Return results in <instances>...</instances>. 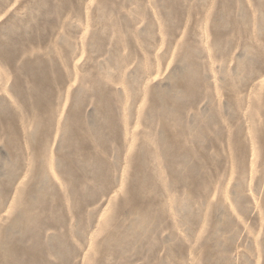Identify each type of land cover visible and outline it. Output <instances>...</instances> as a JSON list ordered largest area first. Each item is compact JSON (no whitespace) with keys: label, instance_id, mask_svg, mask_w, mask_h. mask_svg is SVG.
I'll return each mask as SVG.
<instances>
[{"label":"rangeland","instance_id":"obj_1","mask_svg":"<svg viewBox=\"0 0 264 264\" xmlns=\"http://www.w3.org/2000/svg\"><path fill=\"white\" fill-rule=\"evenodd\" d=\"M18 263L264 264V0H0Z\"/></svg>","mask_w":264,"mask_h":264},{"label":"bare ground","instance_id":"obj_2","mask_svg":"<svg viewBox=\"0 0 264 264\" xmlns=\"http://www.w3.org/2000/svg\"><path fill=\"white\" fill-rule=\"evenodd\" d=\"M189 58V57H188ZM50 66V65H49ZM48 66V67H49ZM23 69H24V71L26 72V74L30 77V80H31V83H32V90L36 93V94H38L37 95V97H36V103H37V106L40 104V102H41V100H40V91L43 89V88H45V84H46V82H47V77H46V70H45V68L43 67V66H41L40 68H35V67H32V68H30L28 65H25L24 67H23ZM55 78H56V75H55ZM95 86V85H94ZM17 87V86H16ZM16 87H14V88H16ZM96 87V86H95ZM14 90V89H13ZM100 94V93H99ZM164 101V100H163ZM101 102H103V105H104V107L102 106V108L103 109H106V107H107V102L106 101H101ZM159 102V101H158ZM164 106V105H163ZM166 107V106H165ZM162 109V108H161ZM77 113H79V112H77ZM105 114V113H104ZM35 115V114H34ZM74 116V120H73V122H71V123H67L65 126H66V128L65 129H67L68 131H69V129L70 128H75V130L76 131H78V116H77V114L76 115H73ZM36 119V118H35ZM105 121V120H104ZM98 123V122H97ZM74 124V126H72V125ZM38 125V124H37ZM45 129V128H44ZM95 131V130H94ZM93 131V135L96 137V136H99V135H97L96 134V132H94ZM37 133V132H36ZM35 133V134H36ZM77 136V134L75 133L74 134V136H71L72 138L73 137H76ZM33 139V138H32ZM76 139L78 140V142L80 143V147H83L82 145H83V143L81 144V141H79V136L78 137H76ZM97 139V138H96ZM67 140V139H66ZM100 140V139H99ZM33 141V140H32ZM97 141V140H96ZM6 142H8V141H6ZM35 143V142H34ZM7 146H8V144H7ZM82 151V150H81ZM83 153V152H82ZM85 156V155H84ZM87 156V155H86ZM141 157V156H140ZM82 158V157H81ZM85 158V157H84ZM139 158V157H138ZM14 159V158H13ZM15 160V159H14ZM13 160V162H15ZM134 162H136V161H134ZM140 163V162H139ZM16 164V163H15ZM137 168V167H136ZM93 171V170H92ZM136 175V174H135ZM137 176V175H136ZM96 178H97V174H96ZM95 179V178H94ZM143 179V178H142ZM98 182V181H97ZM44 188V187H43ZM35 189V188H34ZM72 189V188H71ZM40 190V189H39ZM31 191V190H30ZM29 192V191H28ZM31 195V194H30ZM41 197V196H40ZM35 199V198H34ZM22 223V222H21ZM11 237H12V234H11ZM12 239V238H11ZM10 240V239H9ZM7 241V240H6ZM5 241V242H6ZM5 244V243H4ZM61 245V244H60ZM13 250H11L10 251V254H11V252H12ZM20 251V250H19ZM9 252V251H8ZM15 252V251H14ZM5 253V252H4ZM20 253V252H19ZM22 253V252H21ZM9 254V253H8ZM10 254L8 255V256H10ZM16 255V254H15ZM9 259L11 260V256L9 257ZM13 259V258H12ZM5 260H6V257H5ZM13 261H14V259H13ZM12 261V262H13ZM16 263V262H15ZM20 263V262H19ZM18 263V264H19Z\"/></svg>","mask_w":264,"mask_h":264}]
</instances>
